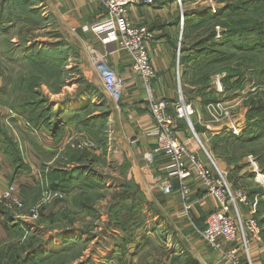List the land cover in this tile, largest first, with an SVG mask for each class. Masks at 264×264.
Returning <instances> with one entry per match:
<instances>
[{
    "label": "rangeland",
    "instance_id": "obj_1",
    "mask_svg": "<svg viewBox=\"0 0 264 264\" xmlns=\"http://www.w3.org/2000/svg\"><path fill=\"white\" fill-rule=\"evenodd\" d=\"M155 1L160 0H153V4ZM239 1L258 9L237 11L230 19H251L264 28V0L261 3L260 0H181V5L174 8L173 16L181 21L186 11L208 9L215 16L206 15L212 19L202 23L196 18L203 17L195 14L188 25L183 23V28H176L172 40L175 53L185 49L181 54L192 56L195 46L205 45L206 52L226 55L207 61V68H202L203 63L186 62L181 80V86L184 82L185 87L183 84L177 91L173 104L180 94L193 105L192 129L182 121L179 137L186 147L190 146L186 144L190 139L198 158L211 167L201 144L217 167L226 173L232 188L246 192L249 203L255 206L258 223L264 218V137L231 145L226 132L213 136L204 131L206 126L217 130L220 125H238L241 133L232 136L243 137L249 123V101L253 97L261 100L258 96L264 94V54L247 49L236 51L224 43L226 23L230 19L223 17L222 10L226 4ZM71 29L55 19L44 20L37 5L30 0H0V130L14 144L13 155L20 160H12L2 152L0 155L10 165L12 174L23 172L17 182L6 183L0 191L3 231L0 264L20 247H25V251L40 249V254L34 257L36 264H185L186 257L199 264L200 252L207 258L205 264H230L203 241L200 235L203 230H194L204 220L206 227L207 216L216 210L203 213L197 220L193 213H197L198 205L191 204V212L186 215L183 205L181 208L174 201L172 209L176 212L172 211L167 203L172 195L152 191L142 172H136L138 179L131 173V156L114 153L113 128L119 124L117 115L122 96L114 102L106 95L94 71L95 60L86 49L88 44ZM212 32V40L200 43ZM254 36L247 34L237 41L246 48ZM33 46L43 48L40 57L47 56L45 62L49 66L36 63L39 58H28V50ZM205 78L208 80L203 82ZM84 82L96 86L102 97L85 89L76 98ZM203 84L205 88L197 93ZM151 90L153 93L152 85ZM219 90L221 93H216ZM143 93L145 96L144 87ZM76 102L79 105L73 104ZM208 105L219 108L217 118H222L217 124L208 115ZM252 117V122L261 120L260 116ZM90 119L94 122L85 128V122ZM49 125L55 130L54 137ZM195 128L203 135H198ZM20 136L26 138L23 140ZM215 138L223 140L221 149L213 153L210 145ZM25 142L36 151V169L28 167V160L33 158L27 154ZM45 146L53 151L46 153ZM20 164L23 167L18 169ZM76 166L85 171L79 179L66 192L52 190L51 184L58 182L56 172L72 171ZM123 192L132 193L136 201L118 198ZM7 195L10 197L5 198ZM9 202H16L13 204L16 206H10ZM242 209L246 214V207ZM259 228L258 238L248 246L250 264L258 261L254 253L261 255L264 248V225ZM224 249L228 250L229 246ZM244 258L247 260L244 254H238V263L247 264Z\"/></svg>",
    "mask_w": 264,
    "mask_h": 264
},
{
    "label": "built area",
    "instance_id": "obj_2",
    "mask_svg": "<svg viewBox=\"0 0 264 264\" xmlns=\"http://www.w3.org/2000/svg\"><path fill=\"white\" fill-rule=\"evenodd\" d=\"M105 10L103 22L90 27L95 34H109L118 46V49L130 57L131 70L139 76L145 89V99L148 104V111L154 121V153L163 154L170 165L169 173L164 175L151 176L148 180L152 190L161 195L170 196L173 194V180L178 183L177 193L181 198L183 209L186 215L191 212V184L198 183L204 192L218 201V210L210 213L206 218L205 230L200 232L203 241L210 246L217 255H221L230 261V264L238 263V254L242 253L247 257V264H250L248 246L256 240L260 234V228L255 218V206L251 205L245 191L234 189L226 178V173L219 169L213 158L200 144L211 165H205L197 154L189 150L181 139L178 138L176 130L182 121L186 122L192 129L190 118L195 110L191 103L186 102L179 94V99L173 105L165 100L153 97L151 85L154 80V71L149 56V45L153 40L152 32L144 24H133L129 17L127 8L140 4L152 5L153 0H96ZM178 6L181 2H176ZM182 28V22L180 23ZM84 31L88 28H84ZM177 50V65L178 54ZM95 72L100 78L106 95L118 102L123 94V81L108 66L107 61L102 57L94 63ZM178 72L176 78L178 82ZM221 93V90L216 91ZM209 106V107H208ZM207 106L209 117L218 123V106ZM217 118V119H216ZM220 123V122H219ZM220 127V128H219ZM215 132L217 135L226 132L233 136L241 133V127L219 126ZM210 130V126H206ZM194 137L198 136L193 132ZM146 164H151L152 155H145ZM13 191V187H9ZM9 198L10 196H4ZM8 201V200H7ZM16 206V202L10 203ZM246 207V214L243 213ZM229 246L228 250L221 247ZM241 261V259H240Z\"/></svg>",
    "mask_w": 264,
    "mask_h": 264
},
{
    "label": "crops",
    "instance_id": "obj_3",
    "mask_svg": "<svg viewBox=\"0 0 264 264\" xmlns=\"http://www.w3.org/2000/svg\"><path fill=\"white\" fill-rule=\"evenodd\" d=\"M30 1L32 4L37 5L40 16L43 17L44 20L55 19L62 25L67 27L70 26L72 28L71 30H76L78 35L83 38L82 41L88 44L86 49L95 62L103 57L114 73L123 80L124 91L117 115L119 124L117 122L118 126L113 128V132L115 133L114 138L116 139L114 141V149L116 150L114 153L131 156L130 171L136 179H138L136 172H142V175L144 178L146 177L147 182L153 175L168 174L171 168L167 158L161 153H154V122L147 109L142 84L139 78L131 70L130 57L125 52L118 49L116 41L113 38H110L109 34L98 35L89 30L90 27L103 22L105 18V10L101 4L96 0ZM162 1H155L152 5L140 4L138 6H129L127 8V12L128 17L133 24L147 25L149 30L152 32L153 40L149 45V56L155 75L152 84L153 96L156 99L165 100L169 105H172L175 101V95L180 91V87H183V84L185 87L184 82L181 86L184 65L179 63V58L177 65V52L175 53V51H173L172 46L175 30L176 28L180 29V23L182 22L183 25V20L181 21L180 19L179 23L176 25L177 17L173 16L176 11L174 9L176 8L175 2L172 3L168 0ZM84 28H88V30L84 31ZM178 54L180 57V52H178ZM176 71L179 76L178 82L176 78ZM73 104L79 105L78 102ZM110 123L113 124L111 120ZM180 129L181 127H178L176 130L179 139H181L179 137V134H181ZM204 131H207L206 128ZM215 131L216 128H210L207 132H209L210 135L216 136L217 134ZM198 135L202 136L203 134L198 133ZM20 137L23 140L26 138L25 136ZM25 143L27 154L29 157L32 156L33 158V161L28 160V167L31 170L36 169L34 158L36 151L29 142ZM187 143L190 145L187 148L195 152L190 139L186 140V144ZM44 150L46 153L53 151V149L48 146H45ZM109 150L112 151L111 147H109ZM146 154L152 155L153 161L150 165L146 164L144 160V156ZM141 162L143 164H141ZM10 170V165L6 162L3 156L0 155V191L6 183H15L17 182V178H21L23 175L22 171L12 174ZM138 176L141 177L140 175ZM26 181H28L27 184H31L29 180L26 179ZM172 183L174 192L172 196L168 197V207H170L169 209H172V204L175 201L179 202L178 204L182 208V202L180 201L177 193L178 183L176 180H173ZM190 187L193 192L191 195L192 204L199 206V208H197V213H193L195 219H201L203 213H210L213 210H217V201L214 198L207 196L198 183H192ZM152 191L158 193V195L160 194L156 190ZM172 197L173 200L171 199ZM147 201L151 202L152 200L147 198ZM172 211L176 212L175 209H172ZM177 217L178 216L174 215V218ZM191 224L195 225L193 223ZM198 224L193 227L194 230L200 232ZM203 224L204 223H202V226ZM2 237L3 231L0 227V239H2ZM257 253L258 252L254 253L258 258V261L255 264H264V248H262L261 255H258ZM199 255V264H205V260H207V258L205 259L201 252Z\"/></svg>",
    "mask_w": 264,
    "mask_h": 264
},
{
    "label": "trees",
    "instance_id": "obj_4",
    "mask_svg": "<svg viewBox=\"0 0 264 264\" xmlns=\"http://www.w3.org/2000/svg\"><path fill=\"white\" fill-rule=\"evenodd\" d=\"M171 1L172 3L175 2L176 7H178L176 0H168ZM262 0H260L259 2L261 3ZM249 10V9H258L255 6H252V4H244V3H240L237 2L235 4H226V7L224 8V10H222L223 12V17L226 19H230L232 17H234L233 15H235V12L237 11H241L244 12V10ZM250 13V12H249ZM198 14L199 16L203 17V18H196L199 21H201L202 23H205L207 20L212 19L211 17H215V16H211L210 11L208 9H204L202 11H186L183 13V23L184 25H188L189 20L191 16ZM206 15H209L211 17H205ZM180 18L177 17L176 19V25L179 23ZM250 21V22H249ZM200 22V23H201ZM230 23V24H229ZM229 23H226L227 25V30L225 33V46H231L234 47L236 51H243L242 49H247L246 51H250V52H257L259 54H264V28L258 24V22H253L251 19L249 20H241V19H237V20H233L230 19ZM247 34H255L253 40L251 41V44H249L246 48L243 44L239 43L237 41V38H242L243 36L247 35ZM213 38V32L210 35L209 38H207L205 40V38L203 39L202 42L200 43H208L210 40H212ZM199 43V45H200ZM196 48V49H195ZM195 51H193V53L191 54L192 56H183V54L186 52L187 50H180V57H179V63H181V65L186 64V62H192L195 65H200L201 63H203L205 66L202 68H207V61H209L210 59H218V57H220L222 59V54L226 55L225 53L219 54L217 52H206L204 50L205 45L201 48V47H197L195 46ZM43 48H38L36 46H33L30 48V50H28V58H32L33 60L39 58V62H36L38 64H40L41 66H49V64H46V60H47V56H41V50ZM193 48L189 49L192 50ZM37 51V52H36ZM40 51V52H38ZM38 53V54H37ZM228 57V56H227ZM43 58V59H42ZM185 62L182 63L181 62ZM41 60L43 62H41ZM211 61V60H210ZM51 65H55V64H51ZM201 68V69H202ZM198 76V74H197ZM208 80V78L203 79V82H206ZM84 88H82L81 91H79L78 95L75 96L80 97L82 93H85L86 90L85 89H89V91H91L92 94L98 96V97H102L101 93L99 92L98 88L96 86H94L93 84H89L84 82ZM205 88V84L201 85L200 88L198 89L197 93H200L203 91V89ZM261 100H255V98L253 97L249 102V111H248V126H247V130L243 133V137H238L235 138L233 137L231 134H227L228 136H226V138H230L231 139V145L233 143L235 144H239V143H247V142H252L255 140H258L261 137H264V94L263 96H258ZM73 99H75L73 97ZM74 101V100H73ZM250 116L256 117V116H260L261 120L259 122H252V120L250 119ZM252 117V118H253ZM93 119L87 120L84 124V127L87 128L89 127V125H91V123H93ZM53 127V126H52ZM51 128V125H49V129ZM196 129V128H195ZM50 131H52L53 133V137L55 136L54 133V129H50ZM253 131V132H251ZM195 132L198 134L200 133L199 129L197 128L195 130ZM223 138H215L214 142L210 145V151L213 153H216L218 150L221 149V145L220 142H222ZM228 142V141H227ZM14 144H12V142L10 140L7 139L6 134H4L1 130H0V152H2L5 156H9L12 158V160H14L15 155H13V150L12 148H14L13 146ZM17 161L20 160V157L18 156V158H15ZM18 169L22 168L23 165L20 164L17 166ZM72 171H57L56 175L58 176V182L60 184H58V182L51 184V188L52 190H56V189H60L61 191L66 192L69 189V186H71L74 181H77L79 179V176H81V172H85L82 170L81 166H76L72 168ZM77 176V178H75ZM120 199L123 200H128L131 201L134 199L135 197H132V193L130 194H126V192H123V194L120 195V197H118ZM117 198V199H118ZM133 209V208H132ZM135 209V208H134ZM133 209V210H134ZM132 210V211H133ZM114 218H116L117 216L113 215ZM10 219V218H8ZM258 219V218H257ZM200 231L204 230L205 228V220H204V224L202 226V224H198ZM258 225H264V218L260 219L258 221ZM25 253V254H24ZM24 254V255H23ZM35 254H40V249L39 248H28L25 251V247H20V248H15L14 251H12L11 255L7 258V260H4L3 264H36L34 257L36 256ZM185 264H198L193 258L191 257H186L185 259Z\"/></svg>",
    "mask_w": 264,
    "mask_h": 264
},
{
    "label": "bare ground",
    "instance_id": "obj_5",
    "mask_svg": "<svg viewBox=\"0 0 264 264\" xmlns=\"http://www.w3.org/2000/svg\"><path fill=\"white\" fill-rule=\"evenodd\" d=\"M176 2H181V0H176ZM76 105V104H75ZM73 107V106H72ZM76 110V109H75Z\"/></svg>",
    "mask_w": 264,
    "mask_h": 264
},
{
    "label": "water",
    "instance_id": "obj_6",
    "mask_svg": "<svg viewBox=\"0 0 264 264\" xmlns=\"http://www.w3.org/2000/svg\"><path fill=\"white\" fill-rule=\"evenodd\" d=\"M89 49V48H88Z\"/></svg>",
    "mask_w": 264,
    "mask_h": 264
}]
</instances>
